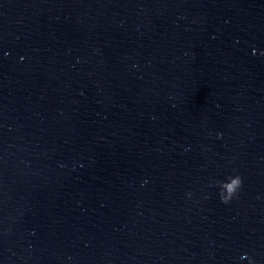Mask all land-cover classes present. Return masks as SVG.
Returning a JSON list of instances; mask_svg holds the SVG:
<instances>
[{"label":"clouds","instance_id":"1","mask_svg":"<svg viewBox=\"0 0 264 264\" xmlns=\"http://www.w3.org/2000/svg\"><path fill=\"white\" fill-rule=\"evenodd\" d=\"M241 185H242L241 177L237 175L235 180L233 181V186H232V188L230 190L231 191H235L236 189H239L241 187ZM222 202L228 203V200L227 199H222Z\"/></svg>","mask_w":264,"mask_h":264}]
</instances>
